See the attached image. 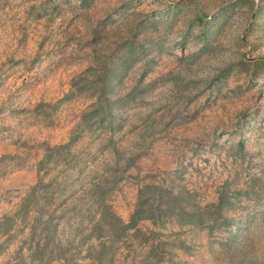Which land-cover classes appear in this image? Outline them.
<instances>
[{"label":"rangeland","instance_id":"rangeland-1","mask_svg":"<svg viewBox=\"0 0 264 264\" xmlns=\"http://www.w3.org/2000/svg\"><path fill=\"white\" fill-rule=\"evenodd\" d=\"M237 12L245 51L232 85L250 111L222 144L183 155L175 176L185 174L186 188L204 169L215 177L198 206L154 186L140 201L124 177L90 167L108 158L126 120L159 100L140 89L160 56L177 63L162 47L177 17L184 41L169 33L167 42L183 55L191 29L207 35ZM224 197L231 207L213 231L159 213L169 205L209 216ZM140 205L153 217L122 234ZM263 213L264 0H0V219L13 220L0 228V264H259L247 255L253 240L264 250Z\"/></svg>","mask_w":264,"mask_h":264},{"label":"clouds","instance_id":"clouds-1","mask_svg":"<svg viewBox=\"0 0 264 264\" xmlns=\"http://www.w3.org/2000/svg\"><path fill=\"white\" fill-rule=\"evenodd\" d=\"M179 18L171 25L162 45L165 53L174 51L177 63L165 66L160 56L150 70L155 71L156 78L140 89L144 94H158L159 100L139 109L135 119L126 120L123 130L111 138L110 145L108 142V158L101 155L90 167H96L101 176L124 177L126 187L140 190V201L148 194L146 189L154 186L170 190L173 196H193L198 206V194L215 186V177L210 179L204 169L198 186L194 190L186 188L185 174L182 178L175 176L183 155L197 145L209 151L214 141L222 144L227 134L235 130L241 114L250 111L251 101L243 88L237 92L232 85L240 71L237 63L242 59L240 53L245 51L241 45L242 29L233 27L240 13L224 18L207 35L198 26L200 34L194 37L191 29L183 55L178 47L173 48L167 42L169 33H175L177 41L183 36L184 41L186 33L177 24ZM222 78L223 85L217 90L215 82ZM239 82L243 85L244 78H239ZM221 133L225 135L217 141ZM221 160L227 163L223 155ZM213 248L221 251L219 245L214 244ZM247 259L264 264V250L255 240Z\"/></svg>","mask_w":264,"mask_h":264},{"label":"trees","instance_id":"trees-1","mask_svg":"<svg viewBox=\"0 0 264 264\" xmlns=\"http://www.w3.org/2000/svg\"><path fill=\"white\" fill-rule=\"evenodd\" d=\"M166 197L165 195H160V199ZM231 207L230 202L227 200L226 197L221 198L219 201V204L217 205L215 209L214 214H210L209 216L206 215H194L191 213H187L182 210V208L178 206H164L161 208V211L159 212L160 215L163 216L164 219L168 218H175L176 221H178L181 224L190 223L195 226H201L203 224H209V229L213 231V229L217 228L220 229L223 226V223L226 222V218L222 216V213L228 210ZM260 219H264V213L260 215ZM153 215L146 209H144L141 205L138 207V209L135 211V213L131 216L129 223L126 225H120V231L121 233H125L126 231H132L136 228L138 223L151 219ZM112 218V216H111ZM105 219V216L102 215L100 218V222H102ZM115 221L116 218H114ZM13 220L11 218H1L0 219V228H10L12 225Z\"/></svg>","mask_w":264,"mask_h":264}]
</instances>
